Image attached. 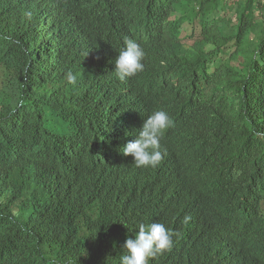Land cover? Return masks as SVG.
<instances>
[{"label": "trees", "instance_id": "obj_1", "mask_svg": "<svg viewBox=\"0 0 264 264\" xmlns=\"http://www.w3.org/2000/svg\"><path fill=\"white\" fill-rule=\"evenodd\" d=\"M154 110L174 124L138 168ZM152 222L149 264H264V0H0V264H119Z\"/></svg>", "mask_w": 264, "mask_h": 264}, {"label": "clouds", "instance_id": "obj_2", "mask_svg": "<svg viewBox=\"0 0 264 264\" xmlns=\"http://www.w3.org/2000/svg\"><path fill=\"white\" fill-rule=\"evenodd\" d=\"M143 47L132 38L124 39V46L115 59V74L121 80L134 77L144 70L145 58ZM69 85L77 83V75L72 71L65 74ZM174 121L164 110H154L136 133V139L130 140L121 149L125 156L134 158L138 168L156 167L163 159L160 141ZM187 217L185 222H187ZM174 233L162 222L140 223L134 238L124 244L125 254L119 258V264H149V260L171 249ZM55 264V262H53Z\"/></svg>", "mask_w": 264, "mask_h": 264}, {"label": "rangeland", "instance_id": "obj_3", "mask_svg": "<svg viewBox=\"0 0 264 264\" xmlns=\"http://www.w3.org/2000/svg\"><path fill=\"white\" fill-rule=\"evenodd\" d=\"M232 3H234L236 0H230Z\"/></svg>", "mask_w": 264, "mask_h": 264}]
</instances>
